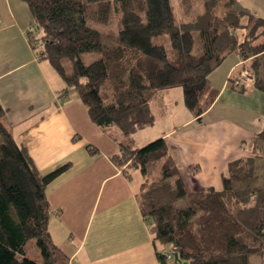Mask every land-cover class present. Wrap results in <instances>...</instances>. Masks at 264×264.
<instances>
[{
    "label": "trees",
    "instance_id": "16d2710c",
    "mask_svg": "<svg viewBox=\"0 0 264 264\" xmlns=\"http://www.w3.org/2000/svg\"><path fill=\"white\" fill-rule=\"evenodd\" d=\"M19 1L31 14L25 30L30 48L62 79L64 91L76 92L90 121L101 129L114 126L129 138L151 117L152 97L176 87L186 109L200 116L217 94L209 75L231 53L252 63L244 82L228 78L230 87L242 94L264 93V19L238 9L236 0H200V7L196 0H177L179 21L171 0ZM84 54L97 57L85 63ZM64 61L71 63L70 72ZM4 115L0 107V264H68L50 237L45 193L68 165L42 175L14 139ZM255 143L263 156L264 126ZM261 155L231 163L220 191L200 192L186 190L162 138L141 149L120 143L111 159L143 179L138 204L152 227L161 264H258L252 258L264 264ZM155 165L161 178L148 183ZM28 240L39 249L37 261L25 255ZM170 247L178 259L173 256L169 262L160 251Z\"/></svg>",
    "mask_w": 264,
    "mask_h": 264
},
{
    "label": "crops",
    "instance_id": "0c3cea01",
    "mask_svg": "<svg viewBox=\"0 0 264 264\" xmlns=\"http://www.w3.org/2000/svg\"><path fill=\"white\" fill-rule=\"evenodd\" d=\"M236 5L264 19V0H236ZM177 16L179 21L180 10ZM30 22L23 2L0 0V107L14 139L42 175L68 165L45 190L54 245L68 264H161L152 227L138 204L143 179L137 171H122L111 159L119 144L126 143L122 133L114 126L94 125L76 92L64 91L62 79L28 44ZM249 61L237 53L228 55L209 75L217 94L206 111L195 117L181 109L183 120L136 147L162 138L188 192L220 191L231 163L261 155L255 137L264 126V93L242 94L227 83L238 70L234 78L244 82L241 72ZM172 90L152 97L151 116L155 109L169 117L177 105L181 108L182 93L173 95Z\"/></svg>",
    "mask_w": 264,
    "mask_h": 264
},
{
    "label": "rangeland",
    "instance_id": "374dc122",
    "mask_svg": "<svg viewBox=\"0 0 264 264\" xmlns=\"http://www.w3.org/2000/svg\"><path fill=\"white\" fill-rule=\"evenodd\" d=\"M171 2L173 3V10L175 11V16H177V13L178 11L180 10V7L178 5V7L175 5V0H171ZM200 0H196V7H200ZM179 9V10H178ZM255 18H258L256 16H254ZM243 31L245 30H238V34H242ZM39 34L40 32L35 31L34 32V38L37 40L39 39ZM234 55V54H233ZM97 56L95 54H84L82 55V59L85 63H89L91 60L95 59ZM252 63V60L249 61V65ZM63 65H64V69L66 72H70L71 71V63L69 61H64L63 62ZM232 78H234V75L231 76ZM211 85V84H210ZM174 92H172L173 95H175L177 93H182V90L181 88L179 87H176V88H173ZM208 95V94H206ZM181 105V104H180ZM184 105V104H183ZM183 105L181 106H178L172 110L170 113L172 114H169V117H166L165 113H163V111L161 110V112H157V109H155V112L156 114H154L153 116H151L149 119H147V123H145L143 126H139V127H136L134 130H133V133H131L129 135V138H125V136H123V139L125 140L126 144L128 143L131 147L133 146L135 149L136 147H139L141 145H138L139 142L141 141H144L148 138H153L154 136H156L158 134L159 131H164L166 128H170V126L172 124H178L180 120H183L184 117H185V114L184 112H182L181 109H184V111L187 113L188 112H191L189 111L188 109H185L183 107ZM192 113V112H191ZM193 114V113H192ZM123 135V134H122ZM160 138H157L155 140H158ZM153 140V141H152ZM147 142L146 145L154 142L155 140L152 139ZM145 145V146H146ZM132 147V148H133ZM144 147V146H143ZM141 147V148H143ZM139 148V149H141ZM259 171V176H258V183L259 184H262L264 182V165H262V168L258 169ZM131 173V178H132V181L133 183L135 182V175L133 172H130ZM161 178V174H160V171H159V165H155L154 168H151L148 172V175H147V179H148V183L150 182H157L159 181ZM25 255L27 258L31 259V260H39L40 259V253H39V249L38 247L36 246L35 242L33 240H28L27 243H26V247H25ZM252 262L254 263H260V260L257 259V258H252Z\"/></svg>",
    "mask_w": 264,
    "mask_h": 264
},
{
    "label": "built area",
    "instance_id": "2783aa9c",
    "mask_svg": "<svg viewBox=\"0 0 264 264\" xmlns=\"http://www.w3.org/2000/svg\"><path fill=\"white\" fill-rule=\"evenodd\" d=\"M250 73V69L245 68L242 72H241V76L242 78L248 77V74ZM160 253L163 255V257L165 258L166 261H172L173 256L175 254V247H170V248H165L162 249L160 251Z\"/></svg>",
    "mask_w": 264,
    "mask_h": 264
},
{
    "label": "water",
    "instance_id": "95a60500",
    "mask_svg": "<svg viewBox=\"0 0 264 264\" xmlns=\"http://www.w3.org/2000/svg\"><path fill=\"white\" fill-rule=\"evenodd\" d=\"M174 259H175V260H177V259H178L177 255H175V256H174ZM184 264H187V263H186V262H184Z\"/></svg>",
    "mask_w": 264,
    "mask_h": 264
}]
</instances>
